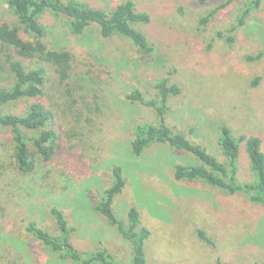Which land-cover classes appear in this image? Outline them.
<instances>
[{
  "label": "rangeland",
  "instance_id": "374dc122",
  "mask_svg": "<svg viewBox=\"0 0 264 264\" xmlns=\"http://www.w3.org/2000/svg\"><path fill=\"white\" fill-rule=\"evenodd\" d=\"M74 1L109 11L126 0ZM130 1L149 16L136 28L157 49L156 57L140 55L122 38L102 39L94 28L73 37L66 22L50 12L39 20L47 47L70 51L73 68L62 84L51 75L42 99L60 105L50 124L59 138L48 161L35 154L33 172L20 173L11 132L0 128V264H72L25 231L32 222L58 236L52 207L72 228L69 240L79 252L105 250L116 264H130V244L94 208L112 184L113 166L126 180L113 200L114 215L126 224L129 208L138 211L139 224L150 232L146 264L264 261V206L250 203L242 192L230 195L201 181L174 180V165L199 163L186 152L154 143L133 155L134 127L156 125L157 117L126 99L134 90L155 99V84L166 78L180 90L168 98L167 125L222 163L219 127H227L238 143V183H253L240 140L258 137L264 153V0ZM222 4L201 27L199 20ZM243 11L245 23L231 31ZM0 21L14 22L5 0H0ZM7 81L1 73L0 86ZM25 103L9 104L2 112L24 113ZM198 229L212 244L197 237Z\"/></svg>",
  "mask_w": 264,
  "mask_h": 264
},
{
  "label": "trees",
  "instance_id": "16d2710c",
  "mask_svg": "<svg viewBox=\"0 0 264 264\" xmlns=\"http://www.w3.org/2000/svg\"><path fill=\"white\" fill-rule=\"evenodd\" d=\"M212 0H199L205 3ZM14 22L0 21V74L4 73L7 83L0 86V128L11 132L14 144V163L20 173L29 174L35 168V154L43 161H48L57 147L58 133L51 129L55 112L60 108L53 100L42 101L50 76L56 75L58 83L69 80L73 64V54L67 50L50 49L45 43L46 31L39 20L45 12L66 22L69 34L82 36L87 29H96L102 39L119 37L129 42L140 55L156 57L157 49L149 43L145 34L136 28V24L149 22V16L138 12L134 3L126 0L109 11L93 8L74 0H5ZM225 4L210 10L199 20L205 27ZM247 12L243 11L236 19L231 31L245 23ZM218 37L222 33L217 34ZM231 41V38H228ZM156 98L145 99L138 90L126 95V99L152 109L157 117V124L145 123L133 129L131 152L140 156L146 148L154 143L165 144L172 149L186 152L198 160L196 165L176 164L173 167V178L176 181H201L206 185L224 191L227 194L244 193L249 202L264 206V153L261 140L250 136L241 138L245 141V151L254 174L253 183L239 184L237 180L238 143L234 142L230 130L220 126L219 147L226 162H219L206 150L193 144L184 134L173 131L166 123L167 101L180 92L175 85L162 79L155 84ZM69 92V91H67ZM26 102L27 110L21 114L4 113L2 110L15 102ZM63 113H65L63 111ZM22 129L38 132L27 137ZM112 184L98 199L95 210L115 227L118 233L130 244L132 259L130 264H146L145 243L150 232L139 224V213L134 208L127 212V223L119 221L113 212V200L122 193L126 185L122 169L113 166ZM59 235L52 236L34 223H27L25 231L39 240L44 246L62 259L72 264H116L105 250L85 254L79 252L69 240L72 228L60 210L50 209ZM197 237L212 244L205 233L196 230ZM255 264H264L263 262Z\"/></svg>",
  "mask_w": 264,
  "mask_h": 264
}]
</instances>
